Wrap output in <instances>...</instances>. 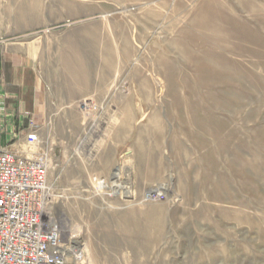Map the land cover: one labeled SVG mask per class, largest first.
Returning a JSON list of instances; mask_svg holds the SVG:
<instances>
[{
	"label": "rangeland",
	"instance_id": "obj_1",
	"mask_svg": "<svg viewBox=\"0 0 264 264\" xmlns=\"http://www.w3.org/2000/svg\"><path fill=\"white\" fill-rule=\"evenodd\" d=\"M0 34L76 264H264V0H0Z\"/></svg>",
	"mask_w": 264,
	"mask_h": 264
},
{
	"label": "built area",
	"instance_id": "obj_2",
	"mask_svg": "<svg viewBox=\"0 0 264 264\" xmlns=\"http://www.w3.org/2000/svg\"><path fill=\"white\" fill-rule=\"evenodd\" d=\"M39 131L29 117L19 148H0V264H76L83 255V248L63 227V213L54 210L46 183L48 150L35 152ZM94 182L99 190L107 188L102 179Z\"/></svg>",
	"mask_w": 264,
	"mask_h": 264
},
{
	"label": "crops",
	"instance_id": "obj_3",
	"mask_svg": "<svg viewBox=\"0 0 264 264\" xmlns=\"http://www.w3.org/2000/svg\"><path fill=\"white\" fill-rule=\"evenodd\" d=\"M46 110L47 97L30 46L0 41V148L17 150L29 117L39 126Z\"/></svg>",
	"mask_w": 264,
	"mask_h": 264
},
{
	"label": "bare ground",
	"instance_id": "obj_4",
	"mask_svg": "<svg viewBox=\"0 0 264 264\" xmlns=\"http://www.w3.org/2000/svg\"><path fill=\"white\" fill-rule=\"evenodd\" d=\"M124 164V163H123ZM122 169H117L114 173H113V176H112V181H111V185H110V189H112V193H118L119 192V189L118 186L121 184L120 180H122L124 182V184H129L130 183V174L128 172H124V179L122 177ZM114 183V184H113ZM119 183V184H118ZM100 187H103V185H100ZM109 188V187H108ZM103 189V188H102ZM121 189V188H120ZM129 189H131V187H129ZM121 194V193H120ZM75 242L76 244H78L77 241H73ZM78 256L80 255V253L77 254ZM79 258V257H78Z\"/></svg>",
	"mask_w": 264,
	"mask_h": 264
}]
</instances>
